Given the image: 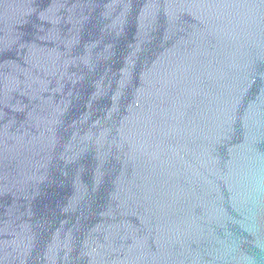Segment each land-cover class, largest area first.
I'll return each mask as SVG.
<instances>
[{
	"label": "water",
	"instance_id": "water-1",
	"mask_svg": "<svg viewBox=\"0 0 264 264\" xmlns=\"http://www.w3.org/2000/svg\"><path fill=\"white\" fill-rule=\"evenodd\" d=\"M0 264H264V0H0Z\"/></svg>",
	"mask_w": 264,
	"mask_h": 264
}]
</instances>
